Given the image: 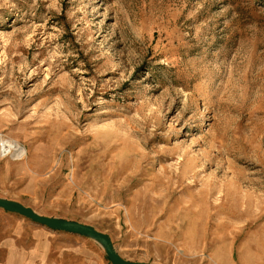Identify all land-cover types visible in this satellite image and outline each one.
Wrapping results in <instances>:
<instances>
[{
  "label": "rangeland",
  "instance_id": "rangeland-1",
  "mask_svg": "<svg viewBox=\"0 0 264 264\" xmlns=\"http://www.w3.org/2000/svg\"><path fill=\"white\" fill-rule=\"evenodd\" d=\"M2 138L0 198L126 261L264 264V0H0Z\"/></svg>",
  "mask_w": 264,
  "mask_h": 264
},
{
  "label": "crops",
  "instance_id": "crops-1",
  "mask_svg": "<svg viewBox=\"0 0 264 264\" xmlns=\"http://www.w3.org/2000/svg\"><path fill=\"white\" fill-rule=\"evenodd\" d=\"M18 152L11 155L14 160H20L26 155L19 145H12ZM17 216L0 210V255L3 256L4 264H61L58 260H51L49 251V237L44 230L27 226ZM27 226V232L23 234ZM65 238H59L62 241ZM77 245V244H75ZM67 246L61 243L56 251L63 254ZM73 251V250H72ZM57 252L55 253L57 255ZM75 252V250L73 251ZM76 253V252H75ZM54 255V254H53ZM55 256V255H54ZM85 264H98L97 262Z\"/></svg>",
  "mask_w": 264,
  "mask_h": 264
},
{
  "label": "water",
  "instance_id": "water-1",
  "mask_svg": "<svg viewBox=\"0 0 264 264\" xmlns=\"http://www.w3.org/2000/svg\"><path fill=\"white\" fill-rule=\"evenodd\" d=\"M0 210L25 218L31 223L42 226L50 231L67 233L91 240L101 248L110 264H147L129 262L121 258L115 251L111 239L92 226L75 221L42 216L29 207L4 198H0Z\"/></svg>",
  "mask_w": 264,
  "mask_h": 264
},
{
  "label": "built area",
  "instance_id": "built-area-1",
  "mask_svg": "<svg viewBox=\"0 0 264 264\" xmlns=\"http://www.w3.org/2000/svg\"><path fill=\"white\" fill-rule=\"evenodd\" d=\"M7 141L8 140H5L4 138L0 140V156L2 158L9 157L18 152V149L16 150L15 147L12 148L13 146Z\"/></svg>",
  "mask_w": 264,
  "mask_h": 264
},
{
  "label": "bare ground",
  "instance_id": "bare-ground-1",
  "mask_svg": "<svg viewBox=\"0 0 264 264\" xmlns=\"http://www.w3.org/2000/svg\"><path fill=\"white\" fill-rule=\"evenodd\" d=\"M14 145H16V144H14Z\"/></svg>",
  "mask_w": 264,
  "mask_h": 264
}]
</instances>
